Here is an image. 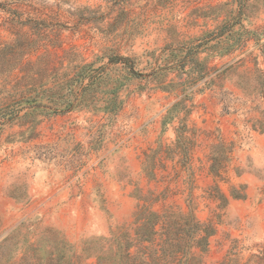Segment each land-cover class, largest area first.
<instances>
[{"label":"rangeland","instance_id":"1","mask_svg":"<svg viewBox=\"0 0 264 264\" xmlns=\"http://www.w3.org/2000/svg\"><path fill=\"white\" fill-rule=\"evenodd\" d=\"M0 264H264V0H0Z\"/></svg>","mask_w":264,"mask_h":264},{"label":"trees","instance_id":"2","mask_svg":"<svg viewBox=\"0 0 264 264\" xmlns=\"http://www.w3.org/2000/svg\"><path fill=\"white\" fill-rule=\"evenodd\" d=\"M115 60H124V61H125V59H120V58L115 59ZM21 101H22V102H25L26 104H29V105H31V106H36V105H37V104L35 103V102H36L35 97H31V96H28V97H27V95H23V96H21ZM155 218H157V217L155 216ZM155 220H156V219H155ZM155 224H156V221L153 223V225H155ZM147 239H148V237L146 236V237L143 239V241H145V240H147ZM129 248H130V246L126 248L125 256H126L127 258L130 256L129 253H128Z\"/></svg>","mask_w":264,"mask_h":264}]
</instances>
